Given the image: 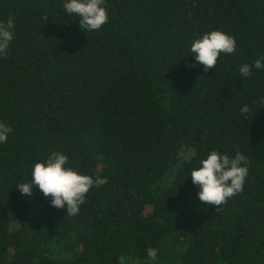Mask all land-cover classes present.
I'll use <instances>...</instances> for the list:
<instances>
[{
	"label": "trees",
	"instance_id": "trees-1",
	"mask_svg": "<svg viewBox=\"0 0 264 264\" xmlns=\"http://www.w3.org/2000/svg\"><path fill=\"white\" fill-rule=\"evenodd\" d=\"M64 3L0 0V264H264V68L239 71L264 63V0H104L91 32ZM212 31L237 48L205 73L191 46ZM212 151L249 161L219 212L191 179ZM52 152L107 181L75 216L18 189Z\"/></svg>",
	"mask_w": 264,
	"mask_h": 264
},
{
	"label": "clouds",
	"instance_id": "clouds-1",
	"mask_svg": "<svg viewBox=\"0 0 264 264\" xmlns=\"http://www.w3.org/2000/svg\"><path fill=\"white\" fill-rule=\"evenodd\" d=\"M103 4L104 0H65L63 9L67 14H74L79 18L81 29L91 32L99 30L108 22V14L102 7ZM14 28L12 17H9L6 23L0 22V56L7 55L14 38ZM236 48V40L232 36L221 31L206 33L202 38L196 39L191 46L196 61V65L192 66L203 65V71L207 73L215 68L221 53L233 54ZM253 67L262 69L264 63L257 59L254 65L242 64L239 71L243 77H248L252 74ZM260 103L264 104V99ZM248 112L247 106L241 109L242 115ZM11 132V127L0 122V143H5ZM68 162L65 154L52 152L45 162L34 165L31 182L19 184V191L31 196L33 188L38 187L45 197L51 198L52 207L64 209L67 206L68 215L75 216L80 211V206L85 203L89 190L94 186L100 187L107 181L99 177L94 180L90 176L78 174L71 167H66ZM248 164L247 157L239 151L234 157L212 151L207 159L201 161L202 166L191 172L192 183L199 189V201L217 206L219 212L221 205L243 191L248 175ZM147 257L155 261L157 250L149 248ZM120 259L123 261L124 258Z\"/></svg>",
	"mask_w": 264,
	"mask_h": 264
},
{
	"label": "rangeland",
	"instance_id": "rangeland-1",
	"mask_svg": "<svg viewBox=\"0 0 264 264\" xmlns=\"http://www.w3.org/2000/svg\"><path fill=\"white\" fill-rule=\"evenodd\" d=\"M28 198H31V196H28Z\"/></svg>",
	"mask_w": 264,
	"mask_h": 264
}]
</instances>
